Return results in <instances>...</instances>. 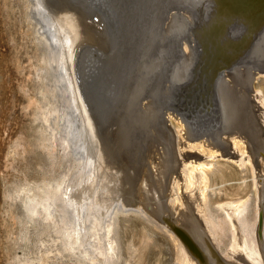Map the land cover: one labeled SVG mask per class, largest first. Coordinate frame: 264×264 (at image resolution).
<instances>
[{
  "label": "bare ground",
  "instance_id": "obj_1",
  "mask_svg": "<svg viewBox=\"0 0 264 264\" xmlns=\"http://www.w3.org/2000/svg\"><path fill=\"white\" fill-rule=\"evenodd\" d=\"M150 1L89 0V3L86 1L88 4L83 13L85 20L82 21L83 19L81 20L78 15L71 17L69 12L63 8L50 12L45 6L44 0H28L35 21L34 24L37 26L36 31L44 44H42L45 52L43 56L44 69L52 80L50 93L53 97L58 98L61 105L59 118L53 120L54 126L63 133L68 151L75 152L77 155V163L75 169L59 180L57 179V183L48 192L24 203L25 211L32 217L35 215L37 207L41 206L47 225L57 232L65 230L70 235L68 247L71 253L94 263L98 261L99 264H112L116 252V250L114 251L116 242L113 235L111 236V232L113 221H116L114 220L116 213L125 211L126 206L132 207L130 199L134 198L137 201L133 200L137 205L134 208H137L141 216L145 217L144 219L148 218L151 213H154V208L152 207L153 210L148 209L147 202L153 198L145 196L143 189H145V184H149L152 188L157 184V187H163L164 192L162 193H166L165 198H168L171 204L179 203L177 205L180 207L184 203L185 206L184 209L178 208V213L181 214L180 218H175L173 224V221L170 222L171 226L175 227L174 230L177 231V233L173 231L172 235L170 232L171 241L175 247L177 264H209V262L212 264L213 260H216L214 262L216 263L218 260L213 254L212 248L215 245L218 247L224 242L225 229L230 231L228 242L231 250L229 249V252L227 248L226 252H229L227 255L230 254L231 258L233 255L238 258L244 255L247 257V261L250 259L252 262L261 258L264 259L263 253H261L264 248H261L257 241L258 228L262 225L264 228V180L261 179L264 175L257 174L258 177L260 176L257 180L260 187L257 188L256 192L259 204L256 207L255 221L251 225L247 223L245 217L246 200L243 199L230 201V204L234 203L232 206L229 203L228 206L224 205L225 207L219 205V209L224 212L222 216L215 217L209 212L206 203L208 201L207 189L211 186L209 174H214L212 172L216 162L201 159L202 155L214 159L218 153L225 158L236 156V153L233 156L228 151V141L230 140L220 138L219 133H225L226 129L229 130L234 124L233 122L237 118L239 120V112L242 113L241 110L245 109L242 107L247 105H243L245 96H248L247 94L244 95V90L236 87L239 89L238 91L236 89V92L234 89L235 85L240 86L244 82L248 83L247 80L249 79L244 74L246 72L237 71L232 66L230 72H223L218 75L214 81L215 99L213 98L214 101L211 100L208 106L205 102V96L202 99L203 104H195L196 106L194 105L192 108L185 106L182 104L184 94L183 98L179 96L182 88L178 89L182 83L184 84L182 87H184L195 81L198 68L197 60L198 57L201 58L203 53L199 41L204 38L209 39L207 31L213 23L222 24V32L216 39L220 48L225 46V52L229 51L227 48L232 43L234 51H236L237 47H242L243 44H235L240 41L243 42L242 39L245 37L246 39L253 37L257 32L244 17L218 16L216 14L219 7L217 0H157L152 3ZM179 3L183 4L184 7L177 8L176 4ZM93 17L96 18V22L95 19H92ZM225 24L228 27L223 33ZM263 26L264 21L260 29L264 30ZM262 33L259 36L264 34ZM222 34L226 35L223 41L220 38ZM147 36L148 38L145 40ZM168 38L170 42L167 40L166 43L165 40ZM182 38H187V41H178ZM257 38L259 41L261 37L257 36ZM154 41L159 42L155 52L151 47ZM80 44L111 58L109 69L105 74L92 76L86 71V95L83 94L85 97L80 92L84 87L81 85L82 88L79 90L76 79L79 70L76 65L77 50ZM256 45L257 42L252 43L249 50L254 49ZM239 51L236 52L235 59H237ZM170 63H173L171 67L167 66ZM141 75L143 79L137 81ZM226 75L229 79H224L222 82L221 79L225 78ZM93 77H96L95 80ZM89 78H93V80L89 81ZM208 81L210 79H207ZM57 87L61 88L57 90ZM87 101H91L93 106L90 105L97 111L102 120L107 119L111 112H116L121 104H125L123 107L127 104L130 106L135 104L137 107H134L133 110L136 109L138 114L136 121L130 116L135 121L134 125L132 121L130 123L127 119V115L125 118L124 115L120 118L127 119L128 123L134 126L132 127L134 129L138 126L135 130L137 133L143 134L142 131L145 133L140 139L141 135L139 136L135 132L138 135L135 139L137 141L138 138L140 139L141 144H138L140 146L129 147L132 141L129 140L127 144L128 138L125 139L127 136L123 138L124 134L131 133L129 130L126 131L128 133H124L126 128H123L121 133L119 132L124 134L120 136L122 138L116 137L118 141L114 137L111 140L103 138L102 134L100 137L98 134L100 131L97 132L99 128L96 130L97 126L91 122L92 118L86 105L88 104ZM128 105L127 107H129ZM51 110L54 111V108ZM125 112L127 114L126 110H124ZM114 115L117 116V114ZM215 117L220 123L218 127L223 128L222 130L218 129L217 132H214L216 125L211 124ZM254 118L257 117L254 115ZM254 118L249 119L255 120ZM165 119L174 123V132L166 125ZM254 123H249V125ZM258 125L260 126L259 122ZM124 126L126 127V125ZM107 127L110 128L106 126L105 129ZM118 128L120 127L117 126ZM247 128L249 129V127ZM252 128H250L251 131L248 135L247 132L249 131H245L246 135L238 131L233 133L230 131L231 134L228 135L234 151H239L241 154V157L240 155L236 157L241 158L239 161L242 164L244 162L249 163V158L254 157V152L261 149L254 151L252 146H255L256 142L255 145H252L253 140L250 144L249 139L254 136V132L256 134L259 130V128L256 130L255 128L252 130ZM260 131L262 132V130ZM69 137L73 140L71 141ZM259 142H257L258 146L259 144L261 147L264 146V140H259ZM154 145L161 146L160 149L163 153L160 168H155L159 163L154 159L160 154L154 158L153 155L157 152L156 149L153 150ZM245 149H247V156L243 155L246 154ZM263 152L260 154L264 157ZM137 155L140 157L139 161L136 162L134 156ZM260 162L263 164V161ZM249 165L252 164L249 163ZM256 165L254 164V166ZM150 167L155 169V171L153 170L155 174H162L164 184L162 181V183L159 182V179L153 180L152 176L154 175L152 174L154 172L152 173ZM129 169L133 170V172L131 171L133 175L127 173ZM217 173L220 178L223 177L221 172ZM224 181L222 180V182ZM133 186L136 189H133ZM131 188L133 191L135 190V193ZM156 192L158 193L157 189ZM127 196L128 199L130 197L129 200ZM177 205L173 206L176 208ZM159 208L161 209V207ZM194 208H198V213H201L200 217L193 214ZM166 211L164 210L165 213ZM176 215L174 214V216ZM170 218L172 219V217ZM253 226H255V233L252 231ZM257 245L260 247V253L259 249L257 250Z\"/></svg>",
  "mask_w": 264,
  "mask_h": 264
},
{
  "label": "rangeland",
  "instance_id": "obj_2",
  "mask_svg": "<svg viewBox=\"0 0 264 264\" xmlns=\"http://www.w3.org/2000/svg\"><path fill=\"white\" fill-rule=\"evenodd\" d=\"M86 1L89 3V0ZM86 1L44 0V4H46L45 6H47L50 12H55L56 9V11H58L63 8L69 12V15H71V17H73V15H78L80 19H83L82 21H84L85 16L83 15V13L85 12V7L88 4ZM126 1L129 2L130 0ZM156 1L157 0H151L150 2L152 3ZM74 2H76L77 4H75ZM69 4H71L72 6ZM176 5L177 8L184 7L181 3ZM30 7L31 5L28 0H0V264H99L98 261H95L94 263L93 261H90L88 259H81L77 254L71 253L68 247L70 235L65 230L57 232L53 228L49 227L45 221L43 209L41 208V206L37 207L36 213L32 217H30L26 213L24 208V203L29 202L32 198H35L38 195H42L48 192L52 187H54L55 183H57L60 178H62L65 174L72 172L75 169L77 163V155L75 154V152L68 151L63 138V133L60 131V129H57L54 126L53 120L59 118L58 114L61 113V105L59 104L60 102H58V98H56V96L53 97L50 93L52 80L50 79V75L44 69V44L39 33L36 31L37 26H35L34 24L35 21L34 17H32L33 14L31 13ZM92 19H95L94 21L96 22L95 17H93ZM227 27L228 25L224 26L223 33L227 30ZM260 27L261 25L254 30L258 34L256 33L253 37H249L248 39H246V37L242 39L243 42H247L245 43L246 50H243L244 45L236 50L235 52L241 49L237 55H242L237 60H235L233 64H231L229 69L220 72L218 75H221L223 72H230L231 67L233 66L237 69V71L243 70L244 72H246L244 73L245 77L249 79L247 80L248 83L244 82L242 83V85L240 84V86H234L235 91L236 89L238 91L241 88V90L243 89L244 91H242L245 92L244 95H248L245 96V103L243 104L247 105L242 107V109L245 108L241 110L242 113L239 112V120L237 118L238 121L235 120V122H233L235 126H233L234 124H232V127L229 128V130L226 129L227 133L220 132V138L231 141V139H228L230 138V136H228L231 134L230 131L232 133L238 131L239 133L241 132L244 134L249 131L247 132L248 135L251 131V127L255 128V130L259 128V130H257V133L260 134H255L254 132V136L251 137L249 141H251V144L253 140L252 145H255L256 142V147L252 146L254 148V151H257L256 149H261L258 152H254V157L249 158V163H251L252 165H249V163L247 162H244L243 164L240 163L241 161L239 160L241 159V154H239V151H234L230 141H228L229 153L233 156L240 155V157L235 156L236 158H225L224 156H220V153H218L216 154V157L214 159H210L207 158L206 155L204 156L201 154L202 160H211L216 162L214 164V169L212 172L214 174H209L211 186L209 189H207L208 201L206 203L209 212L215 217H220L223 215L224 211L219 209V205L225 207L230 204V201L243 199L246 200L245 217L248 221L247 223H249L250 225L255 221L256 207L257 204H259L256 192L257 188L260 187V183L258 184L257 180L260 176L264 175V157L260 154L262 153V151H264V146H262V148L261 145L259 144L258 146L257 143L259 142V140H264V30L260 29ZM201 29L202 28H200V30ZM260 33H262L263 35L261 34L262 36H259ZM199 36L200 34L198 35V37ZM257 36L261 37L259 38V41H257ZM146 38H148V36L145 37V40ZM220 38L221 41H223L226 38V35L224 36L222 34ZM253 39L254 41H252ZM167 40H169V38L166 39L165 42ZM180 40L187 41V38H182L178 41ZM167 42H170V40ZM254 42H257V45L250 51V46H252V43L254 44ZM158 43V41H154L151 44V47L154 50L153 52H155V50L157 49ZM105 58H108V62ZM199 58L200 57H198L197 61H199ZM110 60L111 58H109V56L105 57V55H103L102 53H97L94 52V50H92L91 48L84 47L83 44L79 45L77 50L76 65L80 71L77 69L78 71L76 79L79 87L78 89L80 90L82 86L84 87L81 89L82 91L80 90L81 95H86V71L92 76L103 73L105 74L109 69ZM172 64L173 63H170V65L168 64L167 66L171 67ZM248 68L249 70H247ZM139 77L140 78H138L137 81L143 79L142 75ZM93 78L95 80L96 77ZM93 78H89L88 80H93ZM79 79H81L82 81ZM224 79L228 80L229 78L226 75V77L221 79V81L223 82ZM183 85L184 84L182 83V86ZM191 85H193L192 82L184 87L179 85L178 89L180 87L182 88H180L181 90L179 89L182 93H180L179 96L183 98V94L185 95V93H188L187 91L190 89ZM236 87H239V89ZM257 92H259L260 94H257ZM85 95L83 96L85 97ZM247 100L248 102H246ZM87 103L88 104L86 105L89 109V115L91 116L92 120L94 119L93 121L91 120V122L95 124V126H97V128L95 127L96 130L99 128L97 132L100 131L98 132L100 137H102L103 135V138L105 137L109 140L114 137V139L118 141V138L116 137L122 138L120 136H122V134L129 130V132L131 133H126H128L130 137L127 134L123 135V138L126 136L127 137L125 139L128 138V142H125L128 144L129 140L132 141V145L129 144V147L131 148L132 146L135 147L136 145L140 146L138 144H141L140 139H142V137L144 136L143 134L145 133L143 131L141 132L143 134H140V132L137 133V131L135 130L138 126L135 127L136 129L132 128L134 126H131L132 124H135L134 122L138 117L136 109L135 111L133 110L134 107H137L135 104H131V106L133 105L132 109H130V104H127L129 107H127V105L123 107V105L125 104H121L122 107L119 105L118 109H116V112H111L107 119L102 120V118H100L97 114V111H95V109L92 107L93 104L91 103V101H87ZM192 107L193 104H191L189 108ZM53 108L54 111L51 110ZM124 110L127 111V114L126 112L124 113ZM251 110L254 112H252ZM255 110L257 111L255 112ZM132 111H134L136 114L134 115V112ZM250 113L254 114L252 115ZM114 114H117V116H115ZM123 115L124 118L128 116L127 119L130 121V123H133L130 125L127 119L123 120L124 118H120ZM254 115L257 118H254ZM130 116L131 118L133 117V119L135 118V121H133ZM251 117L255 120H250L249 118ZM165 118L167 117L165 116ZM214 119L215 120L211 123L216 125V131L214 130V132H217L218 129L222 130V127H218L220 124L218 119L216 117ZM166 121V125L171 128L172 132H174V123H171L172 121H169L168 119ZM242 121L246 122L243 123ZM252 122L255 123L253 125H249V123L252 124ZM258 122L262 129L258 125ZM114 123L117 125H115ZM120 124L123 126H121ZM124 125H126V127ZM106 126H109L111 130L108 127L107 129H105ZM117 126L120 127L118 128L119 130L117 129ZM246 126L249 127V129ZM123 128L126 129L124 130ZM114 129L117 131L112 133L113 131H115ZM233 129L234 131H232ZM122 130H124V133L122 132V134H120V131ZM260 130H262V132ZM117 132L120 133L118 134ZM135 132L139 134V136L141 135V138H138L139 142L135 139V137H138ZM116 133L117 135H115ZM130 134L132 135V137ZM134 140L135 142H133ZM160 148L161 146L159 147V145H154L153 148V150H157V152H155L153 155L154 158L157 155L159 156L160 154L159 157H156L155 159L153 158L159 163V165H156L155 168H158L160 166V162L163 157V153ZM246 151L247 149H245V153ZM243 155L247 156V153ZM139 157L140 155L134 156V160H136V162L139 161ZM260 161H263V164ZM254 164L257 165L254 166ZM258 164L262 166H259ZM150 168L153 173L155 169L153 167ZM259 170L261 171V173ZM131 171L133 172L132 169H129L127 173L129 175H133ZM217 172H221V175H223V177L220 178ZM257 174L262 175L258 177ZM152 175H154L152 176L153 180L159 179V182L162 181L163 183H161L164 184V178L162 177V174H155L154 172ZM251 175H254L256 177ZM261 179L264 180V176ZM222 180L225 181L222 182ZM155 187H157V184H155ZM155 187L152 188L149 184H145V189H143V193H145V196L153 198V200L151 199L149 200V202H147L148 209L153 210L152 207L154 208V213H151L150 216L148 215V218L144 219L145 217L141 216V214L137 211V208H134L137 207V201L132 198V196V199H130V197L129 199L131 201L130 204L132 203L131 205L134 209L131 206H126L127 208H125V211H119L116 213V219H114L116 221H113L111 232V236L113 235V238L116 242L114 244V251L116 250V252L113 256L114 259L112 264H177V261L175 260V247L171 241V235L174 231L173 226L171 225L175 223L173 221L175 218L179 219L181 216V214L178 213V208L184 209L185 206L184 203H182L183 205L181 204L180 207H178L177 205L179 203L171 204L169 202V199L165 198L166 193H162L164 192L162 190L163 187ZM133 189H136V187H134ZM133 189L131 188L132 191ZM156 189L159 193V196L156 192ZM133 192L135 193V190ZM162 195L164 196V198ZM133 200L136 202L134 203ZM130 204L128 203V205ZM169 204L171 206L177 205V207L175 208V206H173V208ZM230 205L232 206L234 205V203ZM158 207H161V209L163 210H161L160 208L158 209ZM195 208L193 214L197 215V217H200L201 213H198V208ZM164 210H167L166 213L164 212ZM155 211H160L161 214L160 212L157 213ZM156 213L157 215H155ZM174 214L177 215L174 216ZM169 216L172 217V219ZM170 222H172V224ZM260 228V234L258 233L257 241L259 242L258 245H261L260 247L264 248L263 225ZM168 229L170 230L166 232L165 230ZM252 231L253 233H255V226L252 227ZM170 232H172L171 235ZM174 233H177V231H174ZM224 234V242H222L220 246L217 247L215 245V247L213 246L212 248V250H214L213 254L219 261L214 263L216 260H213L214 264L264 263L263 258L255 260V262H252L250 259H248L247 261V257H245L244 255L241 257L242 259L238 258L236 255H233V258H231L230 254L227 255V253H229L231 250L228 242V240L230 239V231L228 229H225ZM166 236H169L170 238H167ZM260 247L258 246L257 248V250L259 249V253ZM227 248L229 252H226ZM215 251L217 252V254ZM261 253H263L264 257V249L261 250ZM257 255L258 254L256 253V256ZM237 259H241L239 260L240 262Z\"/></svg>",
  "mask_w": 264,
  "mask_h": 264
},
{
  "label": "water",
  "instance_id": "obj_3",
  "mask_svg": "<svg viewBox=\"0 0 264 264\" xmlns=\"http://www.w3.org/2000/svg\"><path fill=\"white\" fill-rule=\"evenodd\" d=\"M217 4L219 5L216 12L218 16L225 15V17L229 18L244 17L252 28L259 27L264 21V0H217ZM207 32L209 39L204 38L199 41L203 53L198 61L197 77L193 85H191L189 92L184 95L182 104H185V106L203 104L202 99L204 96L206 97L205 102L208 106L209 102L214 98V81L218 77V74L229 69L230 64H233L242 55H239L235 59L236 52L234 51L233 43L231 44L232 46H228V52L224 51L225 46L222 48L218 46L216 37L222 32V24L218 22L213 23ZM241 43L244 45L243 50H246L245 44L241 41L235 45ZM239 48L240 46L236 50ZM207 79H210V81L207 82ZM55 84L57 86L56 82ZM58 88L61 87H57V90ZM64 114L66 113L64 112ZM63 131L66 133L64 129ZM69 139L73 140L70 137ZM258 233L260 234V227L258 228Z\"/></svg>",
  "mask_w": 264,
  "mask_h": 264
}]
</instances>
